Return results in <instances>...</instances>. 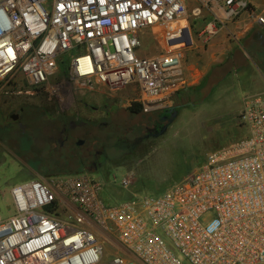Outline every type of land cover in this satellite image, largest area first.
<instances>
[{
	"label": "built area",
	"instance_id": "obj_1",
	"mask_svg": "<svg viewBox=\"0 0 264 264\" xmlns=\"http://www.w3.org/2000/svg\"><path fill=\"white\" fill-rule=\"evenodd\" d=\"M244 14L264 25L246 0H0V95L54 115L132 88L144 113L169 110L189 88L194 34ZM145 32L159 55L138 54ZM235 123V141L159 195L108 205L87 174L11 186L0 264H264V95L246 96Z\"/></svg>",
	"mask_w": 264,
	"mask_h": 264
},
{
	"label": "rangeland",
	"instance_id": "obj_2",
	"mask_svg": "<svg viewBox=\"0 0 264 264\" xmlns=\"http://www.w3.org/2000/svg\"><path fill=\"white\" fill-rule=\"evenodd\" d=\"M188 3L190 8L193 7L194 2ZM140 37L142 41L138 48L140 56H156L162 52V48L154 41L149 32H145ZM183 38L186 37L183 36L181 39ZM197 89L198 87L188 88L178 97L175 106H184L179 109L178 116L161 137L152 139L126 157L103 166L97 174L91 171H82L66 172L63 175L87 174L103 180L106 186L102 195L108 205L117 204L133 195L162 194L167 188L184 179L193 168L204 161L210 152L223 146L227 140L224 138L227 131H223V129H227L225 125L233 127L234 113L238 108V94L229 95L226 100H210L206 103L208 98L206 100H201V98L207 87L201 92L202 96L198 95L200 91L198 92ZM136 97L137 92L132 88L97 95L94 99L87 101L95 110H85L83 116L87 120L93 119L99 122L107 120L117 112H122V120L126 122V127L131 129L140 120L148 122L151 117L156 116L155 114H140L138 116L129 113L127 109L133 105L132 101ZM32 103L30 98L0 95V129L10 127V124L5 123V117L8 118V115L22 107L21 105L33 106ZM8 171L16 172V174L7 181L10 179L21 180L22 174L18 173L22 172L25 173L26 179L49 176L34 166L12 165L9 161L0 164V176H6ZM126 175L131 181L128 189L121 186L122 179ZM9 189V186L0 188V212L3 218L12 213ZM107 250L108 254H113L110 248Z\"/></svg>",
	"mask_w": 264,
	"mask_h": 264
},
{
	"label": "flooded vegetation",
	"instance_id": "obj_3",
	"mask_svg": "<svg viewBox=\"0 0 264 264\" xmlns=\"http://www.w3.org/2000/svg\"><path fill=\"white\" fill-rule=\"evenodd\" d=\"M92 109L85 102L72 113L51 115L19 107L5 117L10 127L0 129V164L9 161L12 165L34 166L46 175L82 171L97 174L103 166L161 137V129L167 126V131L173 122L168 110L128 129L122 112L99 122L85 119L83 112Z\"/></svg>",
	"mask_w": 264,
	"mask_h": 264
},
{
	"label": "crops",
	"instance_id": "obj_4",
	"mask_svg": "<svg viewBox=\"0 0 264 264\" xmlns=\"http://www.w3.org/2000/svg\"><path fill=\"white\" fill-rule=\"evenodd\" d=\"M246 1L264 17V0ZM194 42V46L187 49L183 60L189 88L200 87L204 81L211 82L213 86L206 103L210 100H226L235 93L239 96L238 108L233 114V127L225 125L227 129H223L227 131L224 136L227 140L223 144L226 145L235 141L242 133L235 123L242 110V99L249 95H264V25H259L244 14L214 36L206 38L195 33ZM14 174L16 172L8 171L6 176H0V188L39 178L26 179L22 172L18 173L22 174L21 180L7 181Z\"/></svg>",
	"mask_w": 264,
	"mask_h": 264
},
{
	"label": "trees",
	"instance_id": "obj_5",
	"mask_svg": "<svg viewBox=\"0 0 264 264\" xmlns=\"http://www.w3.org/2000/svg\"><path fill=\"white\" fill-rule=\"evenodd\" d=\"M212 86H213V84H211V82H209V81H204V83H202V85L200 86V87H198V95H200V96H202V93L201 92H203V90H204V88H206L207 87V90L205 91V93L203 94V97L201 98V100H205L209 95H210V92H211V88H212ZM21 106H23V107H27V108H30L31 107V109H36V110H38V111H40V110H44L45 108H43V107H40V106H27V105H21ZM184 105H176L175 107H173L172 109H169V110H171V113H172V116H171V118L174 120L177 116H178V113H179V109L181 108V107H183ZM128 111H129V113H131V114H133V115H140V114H146V113H144L143 112V110H142V106L139 104V103H133V105L131 106V107H129L128 109H127ZM44 111H46V110H44ZM163 112H168V110H165V111H159V112H156V113H151V114H155L156 116H159V115H161ZM190 172V171H189ZM50 176V175H49Z\"/></svg>",
	"mask_w": 264,
	"mask_h": 264
},
{
	"label": "water",
	"instance_id": "obj_6",
	"mask_svg": "<svg viewBox=\"0 0 264 264\" xmlns=\"http://www.w3.org/2000/svg\"><path fill=\"white\" fill-rule=\"evenodd\" d=\"M13 118L16 119L17 116L15 115ZM166 129H167V126H164V128L161 129V131L159 132V134H160V135H163V134L165 133Z\"/></svg>",
	"mask_w": 264,
	"mask_h": 264
}]
</instances>
